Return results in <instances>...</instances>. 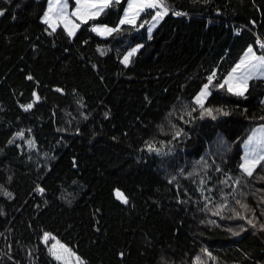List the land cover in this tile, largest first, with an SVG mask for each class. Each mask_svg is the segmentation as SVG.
<instances>
[{
	"label": "trees",
	"instance_id": "obj_1",
	"mask_svg": "<svg viewBox=\"0 0 264 264\" xmlns=\"http://www.w3.org/2000/svg\"><path fill=\"white\" fill-rule=\"evenodd\" d=\"M162 1L151 34L115 0L70 35L47 0H0V264H63L54 241L81 264H264V159L241 168L264 78L223 82L264 0Z\"/></svg>",
	"mask_w": 264,
	"mask_h": 264
},
{
	"label": "rangeland",
	"instance_id": "obj_2",
	"mask_svg": "<svg viewBox=\"0 0 264 264\" xmlns=\"http://www.w3.org/2000/svg\"><path fill=\"white\" fill-rule=\"evenodd\" d=\"M113 1L115 0H111L109 5ZM99 3L100 0H72V2L69 0H48L42 20L49 23L48 26L50 29L57 28L59 21L66 24L68 20H76L81 24L97 17L100 13L105 11L107 7L102 10L99 7H91V5ZM145 3H155L157 6L152 8H143V10H141ZM130 4L133 5L131 9H129ZM146 12L151 13L149 17L145 19L142 27H144L147 34H151L167 13V7L164 5L162 0H125L124 10L116 27L121 25L120 21L125 18L131 20L132 22L124 24H135L139 17ZM73 13H76V15H73ZM158 13H164V15L158 19H154V17L158 16ZM79 26L71 32V35L76 33ZM116 27L107 24L95 23L93 31L100 36H105L110 33L106 32L105 29H115ZM259 41L260 40L257 39L255 43L248 45L241 53L238 60L225 74L223 82L226 84L228 89L230 87L233 89L232 92L235 93L236 90H243L244 93L248 87L249 81L252 78H264V63H261L257 59L258 57L264 56V53L258 52L256 49V46L261 48ZM249 47L252 48V53L246 57L245 53ZM242 59L244 60L243 64H241ZM237 65L241 66L237 68ZM234 69L235 71H233ZM202 90L207 93V89H205V87ZM202 90L195 97L197 104H201L206 97V95H201ZM198 97L200 98V103L197 102ZM26 142L28 145H31L30 138H27ZM242 147L243 155L241 165L250 168L252 172L262 160L260 157L264 156V124L256 125L250 130L242 143ZM242 169L244 170V168ZM118 193L120 195H118ZM115 194L121 201L125 202L127 199L126 196L119 190H116ZM47 239L48 235L47 238L44 237V241H47ZM48 249L50 254L56 259L59 257L57 260L63 264H81V259L77 256V254L70 251L66 245L59 243L58 241H54L51 245H49Z\"/></svg>",
	"mask_w": 264,
	"mask_h": 264
},
{
	"label": "snow or ice",
	"instance_id": "obj_3",
	"mask_svg": "<svg viewBox=\"0 0 264 264\" xmlns=\"http://www.w3.org/2000/svg\"><path fill=\"white\" fill-rule=\"evenodd\" d=\"M110 2H111V0H100V3H99V4H93V5H91V7H93V8H97V7H99V8L102 10L103 8L108 7ZM156 6H157V5H156L155 3H145V4L143 5V7L141 8V10H143V8H152V7H156ZM132 7H133V5L130 4V5H129V9H131ZM97 14H98V13H97ZM73 15H76V13H73ZM163 15H164V13H158V16H157V17H154V19H158V18L162 17ZM177 15H179V13H177ZM131 22H132V21L129 20V19H127V18L122 19V20L120 21L121 24H124V23H131ZM94 30H96V29H94ZM114 30H115V29H105L106 32H111V31H114ZM69 34L71 35L72 33L70 32ZM261 47H264V44H262ZM133 51H135V50H133ZM250 53H252V48H251V47H249V49H248L247 52L245 53V56L247 57ZM130 55H131V54H130ZM257 59H258L261 63H264V56H262V57H258ZM127 61H128V57L126 56V57H125V63H127ZM243 63H244V60L242 59L241 64H243ZM240 66H241V65H237V68H239ZM233 71H235V69H234ZM209 79H211V77H210ZM205 89H207V85H205ZM229 91H233V89L230 87V88H229ZM235 94H237V95H243V90H236V91H235ZM201 95H202V96H203V95H207L206 91H203V90H202ZM197 102L200 103V98H199V97L197 98ZM27 107L30 108L31 105H28ZM260 159H264V156H261ZM241 167L244 168V170L248 173V175H251V174H252L250 168H247V167H245L244 165H241ZM118 195H120V194L118 193ZM125 202H126V200H125ZM250 223H251V222H250ZM47 235H48V234H45V238H47ZM57 259H59V257H57Z\"/></svg>",
	"mask_w": 264,
	"mask_h": 264
},
{
	"label": "crops",
	"instance_id": "obj_4",
	"mask_svg": "<svg viewBox=\"0 0 264 264\" xmlns=\"http://www.w3.org/2000/svg\"><path fill=\"white\" fill-rule=\"evenodd\" d=\"M47 3H48V0H47ZM45 12V11H44ZM44 14V13H43ZM43 16V15H42ZM45 22V21H44ZM46 23V22H45ZM47 25L49 24V23H46ZM59 25H58V27L59 26H62V27H64L66 30H68V33H70V32H73L78 26H79V22L78 21H76V20H73V21H67V23L66 24H64V23H62V22H60L59 21V23H58ZM81 25V24H80ZM56 29V28H55ZM52 30H54V29H52ZM74 35V34H73ZM261 78H263V77H261ZM207 95H208V92H207ZM206 95V96H207ZM263 99H264V97H263Z\"/></svg>",
	"mask_w": 264,
	"mask_h": 264
},
{
	"label": "built area",
	"instance_id": "obj_5",
	"mask_svg": "<svg viewBox=\"0 0 264 264\" xmlns=\"http://www.w3.org/2000/svg\"><path fill=\"white\" fill-rule=\"evenodd\" d=\"M244 27H245V26H240V28H238V30H237V33H240L241 28H244ZM257 39L260 40V41H259L260 45L264 44V40H263L262 38H260L259 36H257ZM215 76H216V72H215V71L212 72V73L210 74V77H211V78H214Z\"/></svg>",
	"mask_w": 264,
	"mask_h": 264
}]
</instances>
